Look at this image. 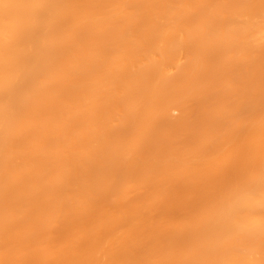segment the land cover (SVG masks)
<instances>
[{
	"label": "bare ground",
	"instance_id": "1",
	"mask_svg": "<svg viewBox=\"0 0 264 264\" xmlns=\"http://www.w3.org/2000/svg\"><path fill=\"white\" fill-rule=\"evenodd\" d=\"M3 3L0 264H260L264 0Z\"/></svg>",
	"mask_w": 264,
	"mask_h": 264
},
{
	"label": "snow or ice",
	"instance_id": "2",
	"mask_svg": "<svg viewBox=\"0 0 264 264\" xmlns=\"http://www.w3.org/2000/svg\"><path fill=\"white\" fill-rule=\"evenodd\" d=\"M12 5L3 3L0 0V8H8ZM260 195L264 200V170H262L260 180ZM223 191L229 193L227 197H221V207L218 211V218L229 226L230 234L226 239L217 244L218 255L238 254L242 247L251 244L247 239L251 235L258 233L261 240V248L264 249V206L261 207L259 215L247 208L240 207L243 200H251L256 195L255 186L229 184ZM180 264H252V262H238L232 259H215L206 261L180 262ZM264 264V259L260 261Z\"/></svg>",
	"mask_w": 264,
	"mask_h": 264
}]
</instances>
